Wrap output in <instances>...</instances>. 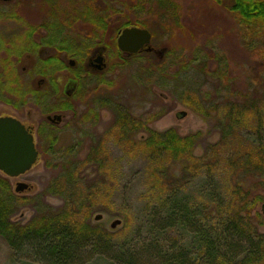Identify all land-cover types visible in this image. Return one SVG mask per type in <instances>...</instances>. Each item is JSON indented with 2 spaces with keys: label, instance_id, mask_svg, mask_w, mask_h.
<instances>
[{
  "label": "rangeland",
  "instance_id": "obj_1",
  "mask_svg": "<svg viewBox=\"0 0 264 264\" xmlns=\"http://www.w3.org/2000/svg\"><path fill=\"white\" fill-rule=\"evenodd\" d=\"M72 1L74 0H52L49 4L48 1L43 0H21L20 18L27 25L40 24L46 17L47 10L51 6L54 9L58 5L59 20L66 18L72 21L75 15ZM120 1L123 3L116 5L124 6L121 8V18L127 13L132 23H145V27L133 26L150 31L151 45L155 46V51H149L151 55L139 60H123L113 50L110 38L114 33L111 34L110 27L108 26L104 31L102 27L95 28L87 24L86 29L91 39L87 40L86 44H97L93 34L98 36L103 34L104 42L109 47L97 45L88 51L87 56H90L93 50L99 53L104 51L102 53L106 60L105 67L99 73L82 70L80 74L69 71L67 76H59V81L62 83L66 78H75L76 88L80 83L78 93L66 97L64 99L66 102H62L58 96L47 92L49 95L41 105L28 103L22 106L21 110L0 103V115L8 112L16 113L17 117L34 126L36 147L41 154L34 167L27 173L16 178H8L12 190L15 189L16 182H24L30 185V188L22 192L15 191L16 193L20 196L41 195L40 199H43L42 202L46 207L58 208L62 204V199L44 195L51 180L58 174V167H55L58 161L72 160V157L84 159L91 154L97 155L91 151L97 145L99 150L97 158L101 157L103 160L102 166L99 167L94 162L84 168V175H87L84 186H89L98 176L100 188L98 209L91 213L90 221L94 225L101 226L104 231L118 240L122 239L127 233L135 232L144 222L142 208L146 200L145 180L149 169L147 158L140 150L135 149L136 145L140 144L142 135L148 137L150 132L162 133L174 129L182 136L201 132L200 140L192 150L197 156L202 155L208 145L219 143V155L224 161L220 164L218 172L220 175H217L215 180L220 190L229 186L230 182L233 185L232 181H237L241 183L243 189H247L249 197L263 194L264 149L261 155L258 154L262 157L263 164L256 167V171L247 167L246 159L241 157L249 150V145L245 142L246 134L255 138L258 136L260 143L264 144V28L261 27L260 22H252L250 28L241 27L224 7L230 6V0H167L173 6H166L167 2L159 6L157 0ZM140 1L143 3L139 4ZM106 2L105 6H112L114 0ZM106 13H108L106 9L101 13L91 12L92 19L95 20ZM122 22L123 20L120 21L119 18L115 19L113 26L116 27ZM62 29L67 30L65 34L67 41H75L85 30L79 22L68 29L65 27ZM169 47L173 48L175 53L181 54L185 62L191 59L196 61L194 63L196 73L193 71L184 78L177 76L172 80L169 74L161 76L151 71L157 67L156 64L169 66L182 59L174 56L166 58V50ZM158 52L161 53V57L158 56ZM82 54L83 52H80V55ZM67 58L70 60L73 56ZM29 60H24L23 68L29 65L28 62H31ZM83 65V62L79 63L82 69ZM226 70L228 77L224 79L223 73ZM220 75L221 79L218 78ZM36 77L33 80L37 84L39 77L38 79ZM4 84V93L7 95L8 86ZM47 85L48 83L44 85L45 89L49 87ZM188 87L197 90L188 89L185 95L183 92ZM228 87H232V90L242 89L245 99L250 100L243 106L251 110L245 112L240 122L226 129L228 121L224 119V113L223 119L221 118L222 108L211 111L207 118H203L194 111V103L191 101L205 107L207 100L204 103L201 100L205 97L212 99L209 106L214 104L222 107L220 100H217L218 97L214 98L211 94L215 89ZM56 102L67 103L71 109L49 111L53 108L51 104ZM28 110H30L29 117L26 114ZM216 111L220 116L215 114ZM56 113L62 114L63 118L61 123L50 128L45 122V114ZM183 113L184 115H181ZM126 115L139 123H145V128L133 131L123 121L118 122V118ZM121 122L123 126L120 125ZM256 122H259L258 132H256ZM49 133L57 137L54 146L56 155H52L48 150L46 137ZM69 149L74 150L71 155L66 152ZM258 156L256 155V164L261 160ZM164 165H167L168 179H175L179 184L190 179L194 172L193 166L185 167L184 162H166ZM201 183L202 179L197 176L183 186H178H182L183 192L194 194ZM261 203L264 205V202ZM261 203L253 205L250 212L251 221L256 220L255 213L264 209ZM33 211L31 205H21L18 214L15 215L16 220L21 223L28 221L33 216ZM98 214L102 217L95 220ZM115 220H119L120 223L111 229L110 225ZM86 261L87 264H114L106 254L93 255ZM0 264L39 263L15 258L6 241L0 237Z\"/></svg>",
  "mask_w": 264,
  "mask_h": 264
},
{
  "label": "trees",
  "instance_id": "obj_2",
  "mask_svg": "<svg viewBox=\"0 0 264 264\" xmlns=\"http://www.w3.org/2000/svg\"><path fill=\"white\" fill-rule=\"evenodd\" d=\"M43 1H48L47 3L50 4L52 0ZM106 1H72V9L75 12L72 21L66 18L59 20L58 5L54 9L51 6L47 10L46 17L40 24L27 25L20 18V70L15 71L12 78L8 76L4 80L8 88L12 85L13 89L14 86L12 95L15 101L12 96L4 101L15 107H24L28 103L41 105L45 99V87L43 85L38 87L33 79L40 74L45 76L49 67L59 63L60 51H65L71 56L82 49L81 52L87 55L89 49L97 45L109 47L104 42L103 34L101 36L93 34L97 44H86V41L91 39L86 29L87 24L95 28L102 27L104 31L109 26L111 34L114 33L110 41L115 54L123 60H131L130 57L122 56L115 45L117 31L124 26L145 27V23H132L127 13L121 18V8L124 6L116 5L123 3L120 0H114L112 6H105ZM157 2L159 6L165 2H167L166 6H173L167 0H157ZM142 3L143 1L139 2ZM224 7L241 27L250 28L252 22H260L261 27L264 28V0H230V6ZM105 9L108 13L95 20L92 19L93 13H101ZM118 18L123 22L114 27L113 21ZM77 22L82 23L85 30L75 41H67L65 38L67 30L62 27L68 29ZM35 39H38V42ZM51 50L54 53L51 54ZM144 53L133 56L132 59L138 60L151 55ZM26 55L31 58V62L23 68ZM32 56L36 61L32 60ZM172 56L182 59L169 66L156 64L157 67L151 71L161 76L169 74L172 80L177 76L184 78L193 71L196 73L194 64L196 61L191 59L185 62L181 54L175 53L173 48L169 47L165 57L172 58ZM34 62H41L42 67L36 70ZM227 77L226 70L223 78ZM218 78L221 79L222 76ZM4 82L0 80V100L3 96L1 83ZM231 86L233 87V82ZM232 87L215 89L212 92L211 96L213 95L214 98L217 96L222 107L214 104L209 106L212 99L204 97L201 100L202 103L207 100L205 107L191 101L194 103V111L207 118L211 111L222 108L221 118L223 119L224 113V119L228 121V127L225 128L237 124L245 112H250V108L244 107L250 100L245 99L242 89L232 90ZM77 89L72 96L79 92ZM188 89L195 88L188 87L183 93H187ZM178 94L180 95V92ZM60 105L63 106V110L71 109L67 103L59 104V107ZM215 114L220 116L218 111ZM120 120L129 125L133 131L145 128V123H139L128 115L118 118V122ZM257 123L259 122H256V132H258ZM120 125L123 126L122 122ZM200 137V131L182 136L174 129L162 133L150 132L148 137L142 135L140 144H137L135 149L145 155L149 169L145 180L146 200L142 208L144 222L132 234L127 233L124 238L118 240L104 231L101 226L94 225L90 221L91 213L98 209L100 188L98 176L89 186H84V179L87 177L84 175V168L94 162L99 167L102 166L103 160L101 157L97 158L99 150L96 145L91 151L97 155L91 154L92 157L88 155L84 159L72 157V160L58 161V165L55 166L58 167V174L44 191V195L62 199V204L58 208L46 207L42 202L43 199H40L41 195L20 196L12 190L8 178L5 175L0 176V237L6 241L15 258L31 260L39 264H87L88 257L105 254L114 264H264V209L255 213L256 220L251 221L250 215L253 205L264 202V193L249 197L247 189H243L241 183L237 181H232L233 185L230 182L229 186L220 190L216 177L220 175L218 174L220 164L224 160L219 155V143L208 145L206 151L197 156L192 150ZM256 137L245 135L249 150L246 151L245 156H241L246 159V166L253 171L263 164V159L258 154L261 155L264 144L260 143L258 136ZM56 139L57 137L50 133L46 137L48 150L52 155L57 154L54 149ZM73 151L69 149L66 152L71 155ZM40 155L38 151L37 161ZM256 155L261 159L257 164ZM177 161L184 162L185 167L193 166L194 172L190 179L193 177L196 179L197 176L202 179L201 185L194 194L183 192L181 189L190 179L182 184L175 179H168L167 165L164 164ZM23 204L31 205L34 213L28 221L21 223L16 220L15 215Z\"/></svg>",
  "mask_w": 264,
  "mask_h": 264
},
{
  "label": "flooded vegetation",
  "instance_id": "obj_3",
  "mask_svg": "<svg viewBox=\"0 0 264 264\" xmlns=\"http://www.w3.org/2000/svg\"><path fill=\"white\" fill-rule=\"evenodd\" d=\"M20 1L21 0H0V80L2 82H4V80L9 76V77H13L15 73V71H19L20 70V52H19V46H20ZM7 27V29H6ZM128 26H124L119 28V30L117 31V35L115 37V45L117 46V37H118V33L119 31H121L122 29L126 28ZM152 36V35H151ZM152 38V37H151ZM35 41L38 42V39H35ZM152 47V51H155V46L151 45ZM95 48V47H94ZM104 48V47H103ZM158 51V50H156ZM79 52V53H78ZM74 53L73 58H71L69 60V58H67L69 55H67V53H65V51H60L59 52V63H57V65H55L54 67H49L47 72H45V76L41 75L38 76L39 77V82L37 83L38 87H41V85H45L48 83L47 86L50 87V89H45V96L49 95L47 92H51L52 95H55L56 97L58 96L59 100L62 102H66L64 101V99L69 98L70 96H72V94L74 93V91L76 90V80L73 77L70 78H66V80L62 83L59 81V76L60 77H64L67 76V74L69 73V71H71L73 74H80L81 71H86L88 73H99V71L101 70H97L96 69V63L93 60V58L96 55H101L104 56V54L102 52L99 53L95 50H93V52L90 54V56L85 55L84 53L82 55L83 58L80 57V50ZM144 52H147L145 50L140 51L139 53L136 54H128V53H122V56H125V58L130 57V59L133 58V56H136L138 54H145ZM50 53H54L52 50L50 51ZM150 53V52H147ZM95 55V56H94ZM161 53L158 52V56H160ZM40 56L42 57V59L44 58L41 55L40 52ZM103 63L105 67V56L103 57ZM30 59L29 61H31V58H29V56H25L24 60ZM138 59V58H137ZM140 59V58H139ZM138 59V60H139ZM34 60V59H33ZM67 60V61H66ZM36 61V60H34ZM83 62V69L82 67H79V63ZM39 63V65H38ZM34 65L36 66V70L40 69L42 67V63L41 62H34ZM85 68V69H84ZM67 70V71H66ZM78 70V72H76ZM66 71V72H65ZM78 77V75L76 76ZM38 79V78H37ZM79 81L81 82V77L79 79ZM5 83V82H4ZM1 83V88H2V99L0 100V103L3 104H7L11 107H13L16 110H21V107H15L12 104H9L7 102L4 101V99L8 98L10 99V96H12V99L15 101V99L13 98L12 95V91L14 90V86L13 89L11 88L12 85H10L8 88V94L6 95L4 93V87L5 84ZM80 83L78 85V89H79ZM12 89V90H11ZM77 89V90H78ZM15 92V91H14ZM77 93V92H76ZM43 102V101H42ZM41 102V104H42ZM59 103L61 102H56L55 104H51V106H53L51 110H62L63 106L60 105ZM56 106V107H54ZM47 111V112H49ZM27 116H30V110L26 111ZM55 115H59L60 116V120H56L54 119ZM4 116H12L14 118H18L27 128H29V130L31 131V133L34 136V139L36 140V134L34 131V126H32L31 124L26 123V121L22 120L21 118L17 117V114L14 113H2L0 115V117H4ZM45 122L46 124L49 125L50 128H54L55 126H57L59 123H61V120L63 118V115L60 113H56L53 115L50 114H45ZM50 117V118H48ZM37 129V128H36ZM1 174V173H0ZM30 186V185H28Z\"/></svg>",
  "mask_w": 264,
  "mask_h": 264
},
{
  "label": "water",
  "instance_id": "obj_4",
  "mask_svg": "<svg viewBox=\"0 0 264 264\" xmlns=\"http://www.w3.org/2000/svg\"><path fill=\"white\" fill-rule=\"evenodd\" d=\"M150 40L151 34L147 29L129 27L120 31L117 46L128 54L136 53L141 49L149 52L152 50ZM92 61L96 63L97 70L103 69V56L96 55ZM54 119L59 121L60 116L55 115ZM37 158L38 150L29 128L12 116L0 117V172L10 178L18 177L29 171ZM28 188L26 183L16 182L14 190L22 192ZM101 217L98 214L95 216V220H99ZM119 223V220H115L110 227L115 228Z\"/></svg>",
  "mask_w": 264,
  "mask_h": 264
}]
</instances>
